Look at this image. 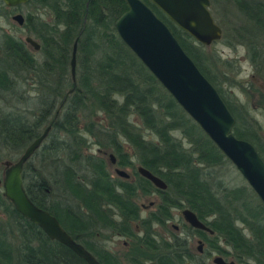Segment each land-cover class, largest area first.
I'll use <instances>...</instances> for the list:
<instances>
[{
	"label": "trees",
	"instance_id": "trees-1",
	"mask_svg": "<svg viewBox=\"0 0 264 264\" xmlns=\"http://www.w3.org/2000/svg\"><path fill=\"white\" fill-rule=\"evenodd\" d=\"M142 1L216 87L235 120L233 135L248 140L264 160L259 126L246 104L235 103L218 86L205 46L155 4ZM221 3L226 10L233 6L239 22L221 37L244 46L255 74L264 81V0ZM23 7L27 11L19 29L40 48L33 52L20 38L0 35V93L16 100L9 99L7 109L0 106V166L19 159L51 126L42 147L23 166L30 200L59 220L99 264H205L211 253L231 254L238 264H264V206L247 184L229 183L224 175L230 161L117 35L114 21L128 9L125 0H29ZM4 10L0 1V14ZM108 150L118 166L131 169L128 179L108 172L101 156ZM36 155L41 169L32 171ZM140 166L167 188L161 191L140 176ZM139 194L159 196L146 216L135 202ZM185 207L214 233L183 226L203 239L207 248L202 254L193 253L187 235L168 228L174 210ZM0 212V264H87L25 220L1 186ZM106 232L127 239L121 258L103 245Z\"/></svg>",
	"mask_w": 264,
	"mask_h": 264
},
{
	"label": "water",
	"instance_id": "water-1",
	"mask_svg": "<svg viewBox=\"0 0 264 264\" xmlns=\"http://www.w3.org/2000/svg\"><path fill=\"white\" fill-rule=\"evenodd\" d=\"M0 1L4 6L15 9L17 6L26 5L29 0ZM149 1L197 43L209 46L218 42L222 36L223 30L213 19L209 10L210 0ZM125 2L128 9L114 21L117 35L174 98L178 106L192 118L224 157L238 170L264 206V160L248 140L233 135L235 120L216 87L207 80L190 56L184 52L168 25L163 23L155 12L153 13L145 2L142 0H125ZM11 19L19 27L25 22L24 16L18 12L12 15ZM23 40L32 47V50L39 52V43L30 35L25 36ZM76 45L77 41L73 43L70 62L73 81H75L76 73ZM50 129L51 126H47L40 136L28 145L18 157L19 159L12 163H3V173L0 178L3 196L12 204L14 210L18 211L25 220L38 226L47 238L60 242L87 264H99L92 253L72 239L59 220H56L48 210L35 205L24 189L23 166L42 147ZM110 158L111 164H114L115 158L112 154ZM137 172L153 183L157 189L162 191L166 189V183L144 167H138ZM115 174L119 178H129V174L122 169H115ZM180 214L184 222L193 229L214 234L188 208L183 209ZM203 249L204 244L198 240L197 252L201 254ZM212 263L234 264L233 261H225L220 255L215 256Z\"/></svg>",
	"mask_w": 264,
	"mask_h": 264
},
{
	"label": "rangeland",
	"instance_id": "rangeland-1",
	"mask_svg": "<svg viewBox=\"0 0 264 264\" xmlns=\"http://www.w3.org/2000/svg\"><path fill=\"white\" fill-rule=\"evenodd\" d=\"M213 1L214 2L211 3L210 0L209 6V10H211L213 19L216 21L218 26L221 27L223 34H225L227 31V34L230 35V30L238 26L239 22L237 19H235L238 14L233 6L228 5V10H226L221 5V0ZM4 9L5 10L0 14V35L3 33H9L16 38L18 37L23 40L27 34L25 30L19 29L20 27L11 19V16L17 12L24 16L27 8L22 6L20 9L9 11L10 9L4 6ZM38 12L44 15L42 10H39ZM26 47L32 50V47L29 44H26ZM32 51L35 52L34 50ZM205 53H207V56L212 63V72L216 74L215 76H217L216 81L217 84H219L218 86L231 96L232 101H235L237 104H246L248 106L249 117H251L252 120L259 126V133L264 141V81L255 74L256 70L248 60L247 52L245 51L244 46H240L238 44L230 45L229 41H227L225 37H221L218 42L212 43L209 46H205ZM223 61H226L229 66L226 67L223 64ZM27 83L29 87L32 84L31 82ZM29 87L26 89L30 90ZM3 96H5V94L0 93V106L4 107L5 109L8 108L6 105H9V99L12 101V103H15L16 101L13 100V97L10 95L5 97V99ZM91 150L96 152V148H94V146ZM102 153L103 154L101 156L106 161L108 172L112 174L114 178H119L118 175L115 174V169H122L127 174L132 175L131 169L118 166L117 164H111L110 155H113V153H111L109 150ZM39 158L40 156L36 155L31 160L29 168L32 171L41 169V167H39L41 165ZM2 166H0V178L2 177L3 173L4 166ZM226 169L227 170L224 176L226 179H228L231 185L238 186L247 184L236 168L233 166H227ZM52 187L53 185L51 183V185H49L50 191L54 190ZM135 202L140 207L141 215L146 216L158 205L159 196L157 194H139ZM180 211L181 210H174L173 220L167 223L168 228L172 232L187 235L190 238L192 251L194 254H196L197 240L201 239V237L195 234H189L188 230L184 229L183 226L188 224L184 223ZM1 213L2 212H0V217L4 218ZM161 233L165 234V232L162 230ZM105 236L106 238L103 240V245L111 252L119 255L121 258V255L127 247V239L123 237L119 238L113 235L111 236L109 232H106ZM220 244L221 246H224V243L220 242ZM205 248H207L206 244ZM226 250L230 252L228 249ZM223 257L228 261L233 260L235 264H238L231 254L229 256ZM205 264H212L211 258L206 260Z\"/></svg>",
	"mask_w": 264,
	"mask_h": 264
},
{
	"label": "flooded vegetation",
	"instance_id": "flooded-vegetation-1",
	"mask_svg": "<svg viewBox=\"0 0 264 264\" xmlns=\"http://www.w3.org/2000/svg\"><path fill=\"white\" fill-rule=\"evenodd\" d=\"M27 147H28V146H27ZM25 149H26V148H25ZM115 162H116V160H115ZM112 165H116V163H114V164H112ZM129 177H130V175H129ZM142 177H143V176H142ZM143 178H144V177H143ZM158 178H159V177H158ZM123 179H124V178H123ZM146 180H147V179H146ZM163 182H164V181H163ZM152 184H153V183H152ZM166 188H167V187H166ZM164 190H165V189H164ZM161 191H162V190H161ZM185 208H186V207H185ZM182 210H183V209H182ZM182 210H181V211H182ZM181 211H180V213H181ZM181 215H182V214H181ZM195 215H196V214H195ZM182 218H183V217H182ZM184 223H185V222H184ZM185 224H187V223H185ZM188 225H189V224H188ZM189 226H190V225H189ZM190 227H191V226H190ZM191 228H192V227H191ZM175 229H176V227H175ZM192 229H193V228H192ZM194 230H195V229H194ZM197 230H198V229H197ZM197 230H196V231H197ZM200 231H201V230H200ZM202 232H203V231H202ZM205 233H206V232H205ZM210 235H213V234H210ZM198 240H201L202 243L204 244V241H203L202 238H201V239H198ZM198 240H197V241H198ZM204 249H205V244H204ZM204 249H203V251H204ZM202 253H203V252H202ZM202 253H201V254H202ZM196 254L198 255V254H200V253L197 252ZM210 255H211V256H210L209 258H211V262H212V259H213L215 256H219L220 254L218 255V254H215V253H211ZM220 256H222V255H220ZM222 257H223V256H222ZM223 258H224V257H223ZM224 260H225V261H228V260H226L225 258H224ZM230 261H233V260H230ZM230 261H228V262H230ZM233 262H234V261H233ZM188 263H191V262H188ZM188 263H185V264H188ZM191 264H193V263H191ZM212 264H213V263H212ZM234 264H235V263H234Z\"/></svg>",
	"mask_w": 264,
	"mask_h": 264
}]
</instances>
